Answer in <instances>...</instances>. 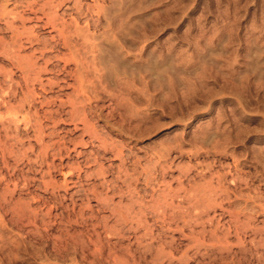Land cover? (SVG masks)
<instances>
[{
  "label": "rangeland",
  "instance_id": "374dc122",
  "mask_svg": "<svg viewBox=\"0 0 264 264\" xmlns=\"http://www.w3.org/2000/svg\"><path fill=\"white\" fill-rule=\"evenodd\" d=\"M0 12V264H264V0Z\"/></svg>",
  "mask_w": 264,
  "mask_h": 264
},
{
  "label": "bare ground",
  "instance_id": "6f19581e",
  "mask_svg": "<svg viewBox=\"0 0 264 264\" xmlns=\"http://www.w3.org/2000/svg\"><path fill=\"white\" fill-rule=\"evenodd\" d=\"M14 1H17V0H14ZM4 3H5V2H4ZM58 4H59V3H58ZM5 6H6V5H5ZM45 6H46V5H45ZM58 7H59V6H58ZM28 8L30 9V7H28ZM48 9H49V8H48ZM48 9H47V10H48ZM30 10H31V9H30ZM43 10H44V9H43ZM32 11H33V10H32ZM48 11H49V10H48ZM2 12H4V11H2ZM36 12H37V11H36ZM40 12H41V11H40ZM79 12H80V11H79ZM0 13H1V12H0ZM6 14H7V13H6ZM11 14H12V13H11ZM46 14H47V13H46ZM8 15H9V14H8ZM41 15H42V14H41ZM48 15H49V14H48ZM5 16H6V15H5ZM44 16H46V15H44ZM36 17H37V16H36ZM46 17H47V16H46ZM6 18H7V16H6ZM19 18H20V17H19ZM44 18H45V17H44ZM3 19H4V18H2V20H3ZM15 19H17V18L15 17ZM5 20H6V19H5ZM10 20H11V19H10ZM21 20H24L23 17H22ZM39 20H41V19H39ZM46 21H47V20H46ZM46 21H45V23H46ZM6 22L9 23L8 21H6ZM42 24H43V23H42ZM49 25H50V23H49ZM53 25H54V24H53ZM11 26H12V25H11ZM73 32H74V31H73ZM76 32H77V31H76ZM80 32H81V30H80ZM118 32H119V31H118ZM73 34H74V33H73ZM116 34H117V33H116ZM117 35H118V34H117ZM72 36H73V35H72ZM74 36H75V35H74ZM80 38H81V37H80ZM85 38H86V37H85ZM63 39H64V37H63ZM104 39H105V38H104ZM108 39H109V37H108ZM18 40H19V39H18ZM22 40H23V39H22ZM22 40H21V41H22ZM78 40H79V39H78ZM68 41H69V40H68ZM72 41H73V40H72ZM85 41H86V40H85ZM85 41H84V42H85ZM87 41H88V40H87ZM105 42H106V41H105ZM105 42H104V43H105ZM17 43H18V41H17ZM29 43H30V42H29ZM85 43H87V42H85ZM100 43H101V42H100ZM102 43H103V42H102ZM6 44H7V43H6ZM69 44H70V43H69ZM105 44H106V43H105ZM14 45H15V43H14ZM75 45H76V44H75ZM106 45H107V44H106ZM54 46L56 47V45H54ZM58 46H59V45H58ZM108 46H109V44H108ZM16 47H17V46H16ZM18 47H19V46H18ZM52 47H53V46H52ZM87 47H88V46H87ZM94 47H95V45H94ZM110 47H111V46H110ZM65 48H66V47H65ZM69 48H70V47H69ZM96 48H97V47H96ZM117 48H118V47H117ZM119 48H120V47H119ZM18 49H19V48H18ZM53 49H54V48H53ZM104 49H105V48H104ZM104 49H102V50H104ZM106 49H107V48H106ZM16 50H17V49H16ZM16 50H14V51H16ZM92 50H93V49H92ZM108 50H110V49H108ZM6 51H7V50H6ZM93 52H95V51H93ZM12 53H13V52H12ZM108 53H109V52H108ZM113 53H114V52H113ZM6 54H7V53H6ZM8 54H9V53H8ZM15 54H18V52L15 53ZM99 54H100V53H99ZM109 54H110V53H109ZM18 56H19V55H18ZM18 56H17V57H18ZM120 56H121V55H120ZM120 56H119V57H120ZM20 57H21V56H20ZM108 57H110V56L108 55ZM103 58H104V57H103ZM14 59H15V58H14ZM14 59H13V60H14ZM110 59H111V58H110ZM10 60H11V59H10ZM13 60H12V61H13ZM16 60H18V59H16ZM21 60H22V59H21ZM21 60H20V62H21ZM97 60H98V59H97ZM118 60H119V59H118ZM118 60H117V61H118ZM117 61H115V62H117ZM13 63H14V62H13ZM23 63H24V62H23ZM26 64H27V63H26ZM26 64H25V65H26ZM100 64H101V63H100ZM105 65H106V64H105ZM20 66H21V65H20ZM77 66H78V65H77ZM111 66H112V65H111ZM127 66H128V65H127ZM105 67H107V66H105ZM128 67H129V66H128ZM145 67H146V66H145ZM145 67H144V68H145ZM130 68H132V67H130ZM81 69H82V67H81ZM145 69H146V68H145ZM145 69H144V70H145ZM38 70H39V69H38ZM140 70H141V69H140ZM24 71H25V70H24ZM31 71H32V70H31ZM34 71H35V70H34ZM27 73H28V71H27ZM27 73H25V74H27ZM30 73H31V72H30ZM109 74L111 75L112 73H109ZM70 75H71V74H70ZM106 77H107V76H106ZM108 78H109V77H108ZM32 80H33V79H32ZM36 80H37V79H36ZM36 80H35V81H36ZM29 81H30V80H29ZM29 81H28V83H29ZM37 81H38V80H37ZM33 82H34V81H33ZM26 83H27V82H26ZM30 83H31V82H30ZM29 86H30V85H29ZM27 87H28V86H27ZM11 93H12V92H11ZM87 93H88V92H87ZM8 95H9V94H8ZM135 97H136V96H135ZM1 101H2V100H1ZM139 104H140V103H139ZM9 109H10V108H9ZM75 111H76V110H75ZM129 113H130V112H129ZM13 122H14V121H13ZM26 124H27V123H26ZM26 126H27V125H26ZM215 128H216V126H215ZM207 133H208V132H207ZM211 134H212V133H211ZM213 134H214V133H213ZM214 136H215V135H213V137H214ZM223 136H224V135H223ZM213 137H212V138H213ZM215 137H216V136H215ZM210 138H211V137H210ZM224 138H225V137H224ZM210 140H211V139H210ZM215 140H216V139H215ZM164 152H165V151H164ZM128 170H129V169H128ZM121 174H122V173H121ZM127 174H128V173H127ZM157 174H158V173H157ZM123 176H124V175H123ZM127 176H128V175H127ZM133 176H134V175H133ZM136 176H137V175H136ZM166 176H167V175H166ZM143 177H144V176H143ZM170 177H171V176H170ZM141 178H142V177H141ZM153 178H154V177H153ZM239 179H240V178H239ZM127 180H128V179H127ZM156 180H157V179H156Z\"/></svg>",
  "mask_w": 264,
  "mask_h": 264
}]
</instances>
